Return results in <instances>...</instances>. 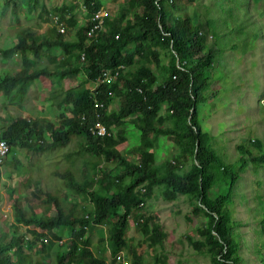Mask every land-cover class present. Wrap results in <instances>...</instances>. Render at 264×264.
<instances>
[{
    "label": "rangeland",
    "instance_id": "obj_1",
    "mask_svg": "<svg viewBox=\"0 0 264 264\" xmlns=\"http://www.w3.org/2000/svg\"><path fill=\"white\" fill-rule=\"evenodd\" d=\"M132 1L95 0L98 9L90 11L83 0H0V79L22 68L20 52L15 51L5 57L3 54L13 49L23 34L55 42L58 31L62 34V42L72 46L69 51L59 46L49 49L43 41H38L42 48L39 56L28 54V59L34 62L32 71L45 69L55 74L64 59L77 66V70L74 67L66 72L60 83L58 78H54L53 83L47 75L39 77L23 93H18L15 100L6 98L0 92V135L9 124L19 119L36 124L38 128L43 119L54 126V130L67 129L61 124L63 119L70 117L68 105L63 101L65 93L78 86L88 89L96 86L88 81L87 68L86 72L83 69L86 61L80 60L79 49L74 44L82 35L86 42L89 41L86 32L97 11H103L106 14L104 19L109 22L122 16L120 28L136 32L138 28L134 16L141 14V9ZM179 2L176 3L178 10L173 14L190 19L198 16L201 23L217 21V40L213 38L209 42L216 40L221 56L206 73L210 85L203 93V102L197 106L199 119L203 131L210 136L209 145L217 157L226 164H237L239 168L243 156L249 162L248 168L237 176L234 204L230 210L234 213L235 235L240 240L239 263L264 264V163L257 161L264 150L258 149L255 143V140H260L264 144V0ZM229 7H232V12ZM62 14L63 22H57ZM107 32L108 27L104 24L88 44ZM29 42L33 44V40ZM147 50L157 53V60L147 61L142 54H137ZM122 51L123 55L134 58L132 63L123 65L122 80L108 107V114L113 117L121 111L126 97L122 93L126 92V82L133 81L141 69H149L155 79L161 80L163 68L170 63V51L157 38L154 43L151 39L142 44L130 43ZM160 82L152 87L153 91ZM167 111L166 105L162 104L158 117L165 123L155 122L161 125L163 131L172 127L166 119ZM139 122L132 116L116 123L110 130L115 139L124 140L117 147L123 160L131 165H140L143 145L151 141L152 147L148 150L154 155L151 168L176 164L180 149L172 141L174 138L152 132L144 137L138 130ZM45 138L54 146L43 153L34 154L12 147L8 157L0 162V238L3 242L10 239L13 233L9 228L14 224V208L34 218L54 217L58 212L55 204L49 205V208L44 204L47 195H50L61 201L66 216L74 210L76 218H85L93 208L92 198L101 193L98 185L103 177L111 187L110 193L105 191L103 195L108 199L117 193L119 186L122 188L132 182L130 171L118 160L105 163L102 157L89 154V142L85 138L72 136L66 146L54 143L48 134ZM241 146L252 154L241 151ZM191 164L189 160L181 162V170L187 173ZM102 169L104 172H101ZM68 173L82 186L93 183V189L87 194L77 195L72 187H67L64 177ZM142 187L145 188L142 185L140 189ZM140 189L134 191L137 205L127 221L124 248L121 250L123 260L132 264H223L205 242L203 228L208 218L194 208L195 203L181 195L168 199L163 186L154 188L150 197L140 194ZM118 220L113 216L110 224L115 225ZM146 221L149 229L157 225L158 232L163 235L161 241L153 246L149 244L150 235L143 230ZM88 225L84 240H89L87 248L93 258L103 264H116L108 241L111 227L90 222ZM33 228L18 225V235L23 233L29 237V230ZM36 230L44 233L41 229ZM61 238L59 247L51 253H42L39 246L32 251L25 248L23 256L27 258L23 264H57V252L63 254L62 251L70 248V239L65 235ZM78 252L81 256V249ZM64 262L67 264L66 260Z\"/></svg>",
    "mask_w": 264,
    "mask_h": 264
},
{
    "label": "trees",
    "instance_id": "obj_2",
    "mask_svg": "<svg viewBox=\"0 0 264 264\" xmlns=\"http://www.w3.org/2000/svg\"><path fill=\"white\" fill-rule=\"evenodd\" d=\"M83 1L90 11L98 9L95 0ZM178 1L193 3L195 0H133L132 2L141 9V14L134 16L135 26L138 28L136 32L130 33L127 28L121 29L120 22L123 17L120 16L112 22L105 19L107 34L99 36L91 45L85 47L83 35L78 38L77 44H74L79 49V56L81 53L85 54L86 64L83 69L85 71L87 68V79L92 84L99 79L105 68L118 66L124 68V64L133 62L134 57L123 55L122 51L130 43L142 44L150 39L151 43H154V39L157 38L159 43L170 51V63L163 68L161 80L155 79L149 69H141L135 74L133 81L125 83L126 92L122 93L126 97L117 116H109L107 110L115 98L118 83L122 80L125 69L119 72L117 83L110 87L101 84L96 87L93 94L84 86H78L65 93L63 101L68 105L70 117L63 119L61 124L67 127L66 130H54V126L43 119L40 120L39 128L36 124L19 119L8 125L0 135V139L8 143L9 154L12 147H20L34 154H40L54 146L47 142L46 134L59 146H66L72 136L81 137L89 142L87 148L89 154L102 157L105 163L118 160L130 171L131 184L122 188L119 186L117 193H114L110 199L103 196L105 191L108 193L111 191L110 184L103 177L98 185L101 193L92 198L93 208L86 215L92 224L111 227L108 241L113 254L124 248L127 221L137 205L134 191L145 185L147 191L145 196L150 197L154 188L163 186L166 189L164 194L168 199H176L178 195L187 197L196 204L194 208L208 218V223L203 228L205 242L209 244L217 260L223 264H240L238 257L240 240L235 235L234 213L230 207L234 204L237 176L248 168L249 162L243 156L239 168L237 164H226L216 156L209 145V134L203 131L197 107L203 102V93L210 85L206 73L213 66L216 58L221 56V49L215 38L218 25L215 20L201 23L198 16L190 19L173 14V11L178 10L176 5ZM228 9L232 12V7ZM59 21L63 22V14ZM210 35L216 40L209 42ZM55 36L57 41L45 42L44 37L36 39L23 34L13 49L4 52V57L15 51L20 52L22 64L20 71L0 79V92L6 98L15 100L18 93H23L41 76L47 75L53 83L54 78H58L60 83L66 72L72 71L74 67L77 70V66H73L69 59L59 63L60 67L55 74L45 69L31 70L34 62L28 59V54L39 56L42 48L38 41H43L49 49L59 46L69 51L72 47L62 42L63 37L60 32L56 31ZM30 39L33 40V44H30ZM137 54L139 56L142 54L147 61L158 58V54L151 50ZM156 80L161 82L156 91H153L152 87L157 84ZM109 92H112L114 97L110 96ZM93 97L104 105L100 117L108 131L116 123L135 116L140 120L138 130L144 137L152 132L165 138H174L172 141L180 149L178 162L174 165L167 163L160 168H151L154 155L148 153V150L152 147V142L146 141L143 145L144 149L141 150L143 154L141 164L131 165L125 162L117 151L123 139H115L113 135L104 139L91 136L87 126L95 123L97 115H94ZM162 104L166 105L168 109L166 119L172 124V127H167L164 131L161 125L155 124V122L165 123L164 119L158 117ZM83 116L85 123L81 121ZM134 122L137 126L136 121ZM255 143L258 149L264 150L262 141L255 140ZM240 150L252 154L244 146H241ZM257 159L260 164L264 163V153ZM187 160L192 161L191 169L184 173L181 170V162ZM101 172L104 170L102 169ZM64 178L67 179V187H72L77 195L87 194L88 190L93 189V183H85L82 186L75 181L71 173ZM33 198L38 197L33 196ZM44 204L48 208L49 205L55 204L57 214L51 218L44 216L34 218L14 208V224L9 228L13 233L5 242L0 238V264H23L24 259L27 258L23 256L25 248L32 251L39 246L42 253H51L55 247H59L58 242L64 235L70 239V248L62 251L63 254L57 252V264H65V260L67 264H100L88 249L89 240H84L86 229L89 228V220L82 216L76 218L74 210L66 216L61 201L56 197L47 195ZM113 216L119 218L115 225L110 224V218ZM18 225L34 228L29 230V237H26L23 233L18 235ZM36 229H41L44 233H39ZM143 230L150 235V246L157 244L163 237L158 232V226L153 225L149 229L147 221L143 225ZM81 245L84 247L81 248ZM80 249L81 256L78 252Z\"/></svg>",
    "mask_w": 264,
    "mask_h": 264
},
{
    "label": "built area",
    "instance_id": "obj_3",
    "mask_svg": "<svg viewBox=\"0 0 264 264\" xmlns=\"http://www.w3.org/2000/svg\"><path fill=\"white\" fill-rule=\"evenodd\" d=\"M105 15L106 14L103 11H97L93 14L92 23L86 32V37L89 41H87V42L85 41V47L90 45V44H88V43H90V40L95 38L97 36L98 32L102 29V27L104 25ZM57 20H58V18H56V21ZM57 22H59V20ZM61 32H62V30H61ZM116 38H117V36H116ZM213 38H214L213 35H210L208 37V39H213ZM80 60L82 62L85 60V54L84 53L80 54ZM121 70H123L122 66L105 68L101 72V76H100L98 82L96 83V86L99 84H103L104 86L110 87L113 83L118 81L117 79H119L118 78L119 72ZM138 91H139V93H141L140 90H138ZM93 108H94V112L97 110H103L104 105L98 101H95L93 104ZM95 114H97L96 118L98 120H100L102 118V117H100V114L98 112H95ZM90 133L93 136H99V137H105L107 135L105 127L100 122H98L94 127L90 128ZM7 153H8V144L4 141L0 142V162L7 155Z\"/></svg>",
    "mask_w": 264,
    "mask_h": 264
},
{
    "label": "clouds",
    "instance_id": "obj_4",
    "mask_svg": "<svg viewBox=\"0 0 264 264\" xmlns=\"http://www.w3.org/2000/svg\"><path fill=\"white\" fill-rule=\"evenodd\" d=\"M86 41V40H85ZM91 45V44H90ZM84 62V61H83ZM123 69H125V68H123ZM100 78V77H99ZM99 80V79H98ZM98 80L95 82V83H91V85L92 86H94L97 82H98ZM118 82V81H117ZM117 82H115V83H117ZM114 84V83H113ZM99 85H101V84H99ZM99 85H97V86H95V87H93V88H91L90 89V91H91V93L93 94L94 93V90L96 89V87H98ZM108 87V86H107ZM110 93V96H113V93L112 92H109ZM95 101H98V100H96L95 99V97H93V102H92V105L94 104V102ZM98 102H100V101H98ZM101 103V102H100ZM102 104V103H101ZM94 109V108H93ZM104 110V109H103ZM100 111H102V110H97V111H95V112H98L99 114H100ZM95 112H94V115H95ZM107 112H108V110H107ZM102 118L100 119V120H98L97 118H96V121H95V123L93 124V125H88L87 126V128H88V132H89V134L91 135V136H93L91 133H90V128L91 127H94L98 122H100L104 127H105V129H106V133H107V135L105 136V137H99V136H93V137H95V138H98V139H104V138H106V137H110V136H112V133H111V131H110V129H109V131H108V129L106 128V126L102 123ZM81 121H82V123H85L86 122V120H85V117L83 116L82 118H81ZM2 141H4V142H6L5 140H3V139H0V142H2ZM7 143V142H6ZM8 144V143H7ZM8 155H9V146H8V153H7V155L2 159V161L4 160V159H6L7 157H8ZM1 161V162H2ZM145 186V185H144ZM139 189H140V187H139ZM140 191H141V194L142 195H145V193L147 192L146 191V187L145 188H141L140 189ZM86 219L87 220H89V222L90 223H92V221L90 220V218H88V217H86ZM93 225H96V224H93ZM88 226V225H87ZM86 227V226H85ZM86 230H88V228L86 229ZM122 252L120 251V253H116V254H112V257L114 258V262L116 263V264H132L131 262H126L125 260H123V258H122ZM100 264H103L101 261H100Z\"/></svg>",
    "mask_w": 264,
    "mask_h": 264
}]
</instances>
